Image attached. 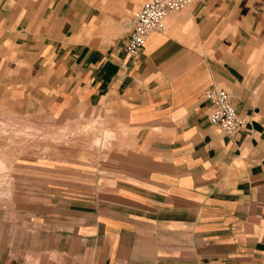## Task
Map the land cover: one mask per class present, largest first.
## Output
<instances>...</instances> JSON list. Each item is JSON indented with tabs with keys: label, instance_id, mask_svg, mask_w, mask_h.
<instances>
[{
	"label": "crops",
	"instance_id": "crops-1",
	"mask_svg": "<svg viewBox=\"0 0 264 264\" xmlns=\"http://www.w3.org/2000/svg\"><path fill=\"white\" fill-rule=\"evenodd\" d=\"M146 1L0 0V113L101 110L116 137L6 157L43 199L0 203V264H264V0H192L133 59L130 22L100 27ZM212 86L246 120L234 135L208 119Z\"/></svg>",
	"mask_w": 264,
	"mask_h": 264
},
{
	"label": "rangeland",
	"instance_id": "rangeland-1",
	"mask_svg": "<svg viewBox=\"0 0 264 264\" xmlns=\"http://www.w3.org/2000/svg\"><path fill=\"white\" fill-rule=\"evenodd\" d=\"M137 10L139 8L128 12H110L108 18L102 21L100 36L109 38L117 21L119 24L131 23V17ZM119 17L122 19L118 20ZM126 29L127 27H122L121 32ZM2 114L0 113V203L4 208L12 205L19 209L20 218L27 208H41L43 197L31 193L33 188L42 186V180L34 179L31 172L28 175L21 172L19 176L12 175L11 165L5 163L6 157L13 156L17 161L41 162L48 160L50 156L75 155L77 152L88 156L98 155L116 138L115 133L107 126L109 118L101 110L92 116L70 119L65 115H53L40 110L31 112L30 115H21L14 123L11 117ZM19 166H22L21 163ZM32 166L42 167L43 164H30V168ZM25 191H30V195L25 194Z\"/></svg>",
	"mask_w": 264,
	"mask_h": 264
},
{
	"label": "built area",
	"instance_id": "built-area-1",
	"mask_svg": "<svg viewBox=\"0 0 264 264\" xmlns=\"http://www.w3.org/2000/svg\"><path fill=\"white\" fill-rule=\"evenodd\" d=\"M192 0H147L131 17V32L125 44L128 57L137 59L143 52L148 38L165 27L167 17L187 7ZM210 105L208 119L228 135L236 134L244 125L243 119L233 105L230 94L218 86L210 87L204 94Z\"/></svg>",
	"mask_w": 264,
	"mask_h": 264
}]
</instances>
